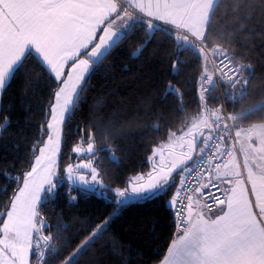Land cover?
<instances>
[{
	"label": "snow or ice",
	"instance_id": "snow-or-ice-1",
	"mask_svg": "<svg viewBox=\"0 0 264 264\" xmlns=\"http://www.w3.org/2000/svg\"><path fill=\"white\" fill-rule=\"evenodd\" d=\"M220 3L0 0V98L17 74L35 76L29 71L30 61L55 85L45 110L49 119L40 126L46 140L41 137L32 144L34 163L11 178L16 183L11 195H7V186L2 189L6 200L0 212V264H30V253L36 256V264H78L104 237L115 210L99 222L82 223L79 231L69 235L63 234L70 227L63 223L53 232L41 207L54 201L65 183L69 201L78 200L72 194L78 190L85 196L110 199L118 210L167 194L177 185V177L179 186L168 201L176 233L161 264H264V120L246 126L240 123L264 111V100L239 111L225 109L226 104L244 103L252 86L254 65L237 59L232 43L250 31L247 22L255 8L249 0H228L224 15L231 20L224 27L231 31L214 33ZM135 31L143 36L133 58L140 57L157 32L165 35V41L156 42L157 47L171 41V50H165L161 59L169 62L173 75L187 63L182 52L195 55L198 107L179 128L167 133V142L152 149L150 171L128 177L122 188L110 187L98 171L102 167L98 154L108 152L118 162L107 143L114 135L111 126L90 121L77 126L79 139L71 153L86 154V161L62 165L61 145L91 75ZM152 54L159 55L155 48ZM168 95L176 98L183 111V93L171 81L164 86V98ZM210 99L218 102L215 107L209 106ZM8 123L6 116L0 117V129ZM150 127L159 130L157 125ZM98 137L105 141L103 147L97 146ZM233 140L244 156L246 179H241ZM221 158H226L223 164ZM82 170H88V176Z\"/></svg>",
	"mask_w": 264,
	"mask_h": 264
},
{
	"label": "trees",
	"instance_id": "trees-1",
	"mask_svg": "<svg viewBox=\"0 0 264 264\" xmlns=\"http://www.w3.org/2000/svg\"><path fill=\"white\" fill-rule=\"evenodd\" d=\"M249 2L255 8L252 19L247 22L250 31L234 41L232 48L237 53V59L254 65L255 75L247 100L242 104H227L229 111H239L251 103L264 100V0ZM227 3L228 0H221L214 33L231 31V28L226 30L224 27L231 20L230 16L224 15ZM142 36L140 31L133 32L91 75L80 107L65 129L61 145L60 163H74L83 156L71 153L72 145L79 139L77 126L83 127L89 121L104 127L111 126L114 135L107 138V143L118 162L111 160L108 152L98 154L102 164L99 171L110 187L122 188L128 177L150 171L152 161L148 157L152 155V149L166 141L167 133L179 128L186 116H193L198 107L195 92L198 61L195 55L190 51L182 52L181 58L187 63L180 66L178 75H173L169 62L161 59L165 50H171V41H166L162 47L156 46L158 40L165 41L162 32L155 34L152 43L139 58H133L132 52L142 42ZM224 46L229 45L225 43ZM154 48L159 55L152 54ZM28 68L35 76L29 78L27 74H17L1 101L0 117L6 116L9 123L0 132V212L5 209L6 200L2 189L7 186V195H11L16 187L11 178L28 170L30 163L34 162L32 144L41 137L46 140L40 126L49 119L45 110L49 93L55 85L44 79L31 61ZM169 81L183 93V111H179L173 95L164 98V86ZM211 101L217 102L214 99ZM161 115L163 119H158ZM261 120H264V111L240 123L246 126ZM150 125H157L159 130ZM104 143L97 138L98 147H103ZM178 181L177 177V185L159 198L129 203L118 210L110 199L95 194L85 196L78 190L72 193L79 197L78 200L69 201L65 195L68 184L65 183L55 200L41 207V214L53 226V232L58 223L68 224L69 230L63 234L69 235L79 231L82 223L89 220L99 222L115 210L104 237L80 258L78 264H85L86 260L91 264H159L175 238V219L168 201L176 192ZM43 234L47 235V230ZM33 257L36 264V256Z\"/></svg>",
	"mask_w": 264,
	"mask_h": 264
},
{
	"label": "crops",
	"instance_id": "crops-1",
	"mask_svg": "<svg viewBox=\"0 0 264 264\" xmlns=\"http://www.w3.org/2000/svg\"><path fill=\"white\" fill-rule=\"evenodd\" d=\"M1 101H2V98H0V109H1ZM0 132H1V129H0ZM249 160H250V163H251V154L249 156ZM59 162H60V160H59ZM236 162L240 166L239 167V171L242 173L241 179H246V177H247V170L244 168V156H243V154L241 152H240V154L236 152ZM253 167H254V171L257 172V174H259V169L258 168H255V166H253ZM247 186L250 188V184H248ZM250 195H251V193H250ZM5 218H6V216H5ZM33 255L34 254H31L30 253V256H29L30 264H34L33 263V259H34ZM166 255H167V253H166ZM161 262L159 264H161Z\"/></svg>",
	"mask_w": 264,
	"mask_h": 264
},
{
	"label": "built area",
	"instance_id": "built-area-1",
	"mask_svg": "<svg viewBox=\"0 0 264 264\" xmlns=\"http://www.w3.org/2000/svg\"><path fill=\"white\" fill-rule=\"evenodd\" d=\"M217 91H219V89H217ZM221 99L223 100V97H221ZM217 103H218V102H212L211 99L209 100V106H210V107H215ZM225 109H226L227 111H229V109H228V105H227V104L225 105ZM233 136H234V130H233ZM233 143L235 144V141H234V140H233ZM235 147H236L237 152L240 154V151H239V145H238V144H235ZM225 159H226V158H221L220 163L223 164V163L225 162ZM217 194H218V193H217ZM181 195H183V193H181ZM221 198H222V197H221ZM173 215H174V214H173Z\"/></svg>",
	"mask_w": 264,
	"mask_h": 264
},
{
	"label": "rangeland",
	"instance_id": "rangeland-1",
	"mask_svg": "<svg viewBox=\"0 0 264 264\" xmlns=\"http://www.w3.org/2000/svg\"><path fill=\"white\" fill-rule=\"evenodd\" d=\"M180 133H177V135H179ZM165 142H167V140L166 141H163L159 146H161L163 143H165ZM254 143H255V140H254ZM239 145V144H238ZM86 146V145H85ZM159 146H157V147H159ZM86 154H83V156L81 157V158H79L76 162H74V164H76V163H80V162H82V160L83 161H86L89 157H86L85 156ZM156 160H157V162H158V160H159V157L157 156L156 157ZM153 163V162H152ZM98 171H99V169H98ZM82 174H84V175H86V176H88V170H82ZM90 178V177H89Z\"/></svg>",
	"mask_w": 264,
	"mask_h": 264
}]
</instances>
